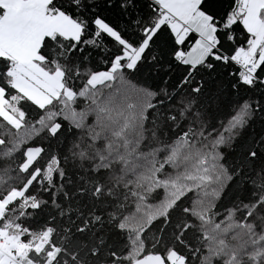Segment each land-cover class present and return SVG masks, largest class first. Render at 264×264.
Instances as JSON below:
<instances>
[{"label":"snow or ice","instance_id":"6c2138e0","mask_svg":"<svg viewBox=\"0 0 264 264\" xmlns=\"http://www.w3.org/2000/svg\"><path fill=\"white\" fill-rule=\"evenodd\" d=\"M0 208V264H264V0H0Z\"/></svg>","mask_w":264,"mask_h":264},{"label":"trees","instance_id":"16d2710c","mask_svg":"<svg viewBox=\"0 0 264 264\" xmlns=\"http://www.w3.org/2000/svg\"><path fill=\"white\" fill-rule=\"evenodd\" d=\"M137 175L139 176L141 174L138 173ZM162 200L164 201V203L153 202L151 207L142 209L141 210L142 214L137 215L136 217L137 223L144 224L146 226L147 220L149 218V214L162 211L164 209L165 204L171 203L170 198L167 196H164L163 194H162Z\"/></svg>","mask_w":264,"mask_h":264},{"label":"water","instance_id":"95a60500","mask_svg":"<svg viewBox=\"0 0 264 264\" xmlns=\"http://www.w3.org/2000/svg\"><path fill=\"white\" fill-rule=\"evenodd\" d=\"M144 264H158V258H146Z\"/></svg>","mask_w":264,"mask_h":264},{"label":"crops","instance_id":"0c3cea01","mask_svg":"<svg viewBox=\"0 0 264 264\" xmlns=\"http://www.w3.org/2000/svg\"><path fill=\"white\" fill-rule=\"evenodd\" d=\"M0 211H2V208H0Z\"/></svg>","mask_w":264,"mask_h":264}]
</instances>
